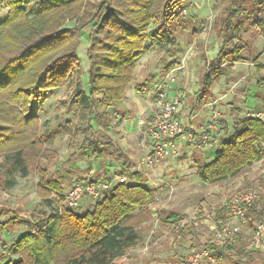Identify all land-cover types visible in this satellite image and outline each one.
<instances>
[{
	"label": "trees",
	"instance_id": "trees-1",
	"mask_svg": "<svg viewBox=\"0 0 264 264\" xmlns=\"http://www.w3.org/2000/svg\"><path fill=\"white\" fill-rule=\"evenodd\" d=\"M184 1L0 0L8 10L0 19V176L4 177L0 186L14 187L15 174L27 177L44 148L35 106L46 92L73 84L71 104L88 111L95 127L107 129L111 125L110 111L123 100L134 80L150 26L156 23V44L180 49L175 32ZM248 18L264 35V0H229L224 7L220 19L223 42L204 73L193 115L227 67L247 59L259 61L243 56L246 49L240 35ZM70 20L75 24L66 27ZM88 27V87L83 88L78 76V47ZM256 69L261 74L256 85L263 88L264 64H256ZM136 89L143 92L144 85L137 84ZM95 127H90L91 135L81 149L100 158L107 152L119 164L118 174L128 180L113 184L96 200L86 197V209L80 211L77 209L82 205L76 209L67 206L61 183L42 171L39 197L52 204L53 195L57 196L61 206L46 222L37 223L10 244L5 243L2 234L11 221L1 219L6 212L0 208V248L14 257L0 264H115L137 243L135 211L152 205L155 193L109 135L95 136ZM222 130L225 138L212 159L197 163V174L204 182L236 177L264 157V119L244 116L236 122L233 132L226 123ZM171 218L178 220L168 212L165 221ZM247 218L250 227L264 222V204L250 206ZM243 243L239 233L235 243L211 245V252L217 261H222L236 249L244 254Z\"/></svg>",
	"mask_w": 264,
	"mask_h": 264
},
{
	"label": "rangeland",
	"instance_id": "rangeland-1",
	"mask_svg": "<svg viewBox=\"0 0 264 264\" xmlns=\"http://www.w3.org/2000/svg\"><path fill=\"white\" fill-rule=\"evenodd\" d=\"M228 3L229 0L184 1V12L176 23L175 32L180 49L156 44L153 36L156 29L154 23L147 33L143 56L137 61L135 85L145 76L147 81L156 85L171 69L183 66L177 71V82L172 86L174 90L181 92L183 97L181 111L186 113L182 118L185 125H190L188 117L193 115L198 98L196 90L201 88L209 62L216 56L223 42L220 36V19ZM7 12L5 4H0V19L4 18ZM252 22V18L243 22L244 29L240 35L246 49L243 56L258 58L259 61L256 63L247 59L244 63L236 64V67H227L221 81H216L217 93L223 91L228 94L225 98L229 101L225 102L226 114L222 113L216 119L212 117V120L206 122L211 118V112L222 111L220 108L222 105H210L213 102L210 93L192 118L195 130L199 131L203 127L209 135L207 144L200 148L187 144L176 156L153 167L141 165V159L145 155L133 160L135 162L132 165L133 170L141 173L148 185L155 188L157 195L152 205L136 214L133 224L139 234L138 241L115 264H180L192 248L203 245L214 237V219L208 218L213 209L227 207L238 194L246 190L256 191L258 198L255 203L258 202L260 206L264 204V157L244 168L236 177L216 183L204 182L198 176L196 168L197 163H205L212 159L218 143L225 138L221 134L223 122L228 125L229 131L233 132L236 122L249 112L264 114V87L256 85L261 74L254 65L264 64V35L259 28L252 25ZM74 24L75 21L70 20L65 26L71 27ZM89 32L90 27L83 31L78 47L80 59L78 76L83 88L88 87ZM73 87L72 84L50 90L46 92L45 98L36 104L38 130L44 148L37 155L36 163L31 167L27 177L15 174L14 187L6 189L4 185L0 186V208L6 212L1 219L11 221L2 234V239L7 244L34 228L37 223L46 222L61 206L57 196L53 195L55 200L52 204L39 197L37 190L42 171H46L49 179L61 183L65 195L75 181L84 180L88 175L98 180L111 181L114 177L111 173L118 171L119 164L110 158L107 152L100 158L96 154L89 156L81 149L83 141L91 135L90 127H95L96 124L93 123L88 111L84 112L71 104ZM132 89V86L128 89L129 94ZM135 91L138 95L136 86ZM110 114L114 115L113 110ZM95 129V136L101 138L105 129L100 127ZM204 133L200 134L199 131L196 135L200 137ZM105 168L109 172L108 175L104 174ZM3 178L0 176L1 183ZM163 188H166L165 195ZM82 208L83 206L77 210L85 211L86 207ZM170 211L178 214V220L165 221ZM255 228L256 226L250 227L247 224L241 229L244 254H239L238 249L233 250L228 258L217 261L218 264H234L235 261H240L241 264H264V248H256L251 242ZM8 259L14 257L0 248V263Z\"/></svg>",
	"mask_w": 264,
	"mask_h": 264
},
{
	"label": "built area",
	"instance_id": "built-area-1",
	"mask_svg": "<svg viewBox=\"0 0 264 264\" xmlns=\"http://www.w3.org/2000/svg\"><path fill=\"white\" fill-rule=\"evenodd\" d=\"M182 68L183 66H179L171 69L155 89L156 106L148 123L152 147L141 159L143 166L153 167L176 156L180 150L181 142L200 148L209 141V135L205 130L200 131V134L205 133L197 137L196 133L199 131H196L192 125H185L180 117L183 97L173 89L172 85L177 82V71ZM218 116V112L214 113L213 119ZM247 116L264 119L262 112L251 111ZM118 180L127 181L124 177ZM112 185L111 181L103 179L75 181L65 195L66 204L68 207L76 209L81 205L83 199L88 197L96 200L105 195ZM257 198L256 191L246 190L238 194L227 207L219 210L213 209L208 218L214 219V237L203 245L192 248L180 264H218L216 257L211 252V245L225 247L235 243L242 227L248 224L247 210ZM219 212L220 216H218ZM251 242L256 248H264V222L256 225Z\"/></svg>",
	"mask_w": 264,
	"mask_h": 264
},
{
	"label": "crops",
	"instance_id": "crops-1",
	"mask_svg": "<svg viewBox=\"0 0 264 264\" xmlns=\"http://www.w3.org/2000/svg\"><path fill=\"white\" fill-rule=\"evenodd\" d=\"M217 53H218V51H217ZM217 53L215 55H217ZM249 64L252 65L254 63H249ZM254 65L256 66V64H254ZM235 67H236V65H235ZM224 73H225V70H224L222 76L219 77L218 79H216L212 85L211 94L213 96L212 97L213 102L210 104V105H213V104L214 105L215 104L216 105H222V106H220L222 111L221 110H219V111L214 110V112H211V118L209 120H207L206 122L212 120V117H213L214 113H216V112H218L219 115L222 113L226 114L227 110H226L225 102H229V101H227L225 98L228 97V94L224 93L223 91L219 92V94H218L217 93L218 92V89H217L218 83H216V81H218V80L221 81V79L224 77ZM138 82H140L139 84H143L145 86L143 92H138V95H137V93L135 91L136 85L134 84V80H133L132 83L130 84V86L128 87V89H130L132 86V88H133L132 90L134 91V94H133V91L129 94L128 89H127L126 96L113 109L114 115H112L111 125L107 129H105V134L109 135L113 139L114 143L123 149L124 153L131 159L132 165L135 164V162L133 160H135L139 156H141V157L144 156L152 147V140H151L149 130H148V123L152 118L151 117V115L153 113L152 110H154L155 106H156L155 89L158 85V84L154 85L153 83L147 81L146 76L144 77V79L142 81H138ZM199 90H200V88L196 91L199 92ZM246 100L247 99H245V101ZM195 115H190L188 117L190 125H192V123H193L192 118ZM185 116H186L185 111H180L181 119ZM224 123L225 122H223L222 124H224ZM202 130H203V127L199 131H202ZM221 134L225 136L224 131H222ZM147 138L149 140L148 142H147ZM187 144L188 143H186V142H181L180 150H182L185 146H187ZM218 145H219V143H218ZM212 157H213V155H212ZM139 159L136 162H138ZM117 168L119 169V166ZM105 170H106V172L104 174L108 175L109 172L107 171L106 168H105ZM111 174L114 175L113 180H111V182L114 185L121 182L118 180L119 178L124 177L128 180L127 177L119 175L117 171H116V173L113 172ZM84 180H87V181L88 180H98V178H95V177H92L91 175H88L87 178ZM144 184L147 187H149L150 189H152L155 193V188L148 185V182L146 179H144ZM163 189H165L164 195L167 194L166 188H163ZM156 195L157 194L155 193V196ZM85 204H87V199H84L82 206ZM141 209H143V208L136 209L135 215L137 213H139ZM170 212L172 213L173 217L178 216V214H176L175 211H170ZM170 220L172 221V218Z\"/></svg>",
	"mask_w": 264,
	"mask_h": 264
}]
</instances>
